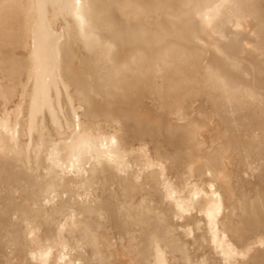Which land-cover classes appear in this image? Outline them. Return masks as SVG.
<instances>
[{
  "label": "bare ground",
  "instance_id": "bare-ground-1",
  "mask_svg": "<svg viewBox=\"0 0 264 264\" xmlns=\"http://www.w3.org/2000/svg\"><path fill=\"white\" fill-rule=\"evenodd\" d=\"M0 264H264V0H0Z\"/></svg>",
  "mask_w": 264,
  "mask_h": 264
}]
</instances>
